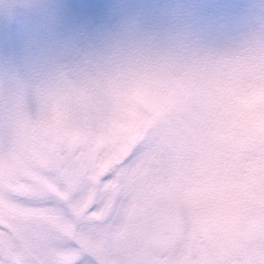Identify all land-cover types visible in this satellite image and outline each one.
I'll return each mask as SVG.
<instances>
[{"label":"snow or ice","instance_id":"1","mask_svg":"<svg viewBox=\"0 0 264 264\" xmlns=\"http://www.w3.org/2000/svg\"><path fill=\"white\" fill-rule=\"evenodd\" d=\"M42 110L89 141L118 120L102 91L65 85L17 116L0 153L26 114L34 120ZM117 147L119 163L102 176L85 168L74 191L52 173L67 199L38 189V203L76 216L71 229L9 215L16 198L0 179V264H264V139L230 135L189 101L144 115Z\"/></svg>","mask_w":264,"mask_h":264},{"label":"rangeland","instance_id":"2","mask_svg":"<svg viewBox=\"0 0 264 264\" xmlns=\"http://www.w3.org/2000/svg\"><path fill=\"white\" fill-rule=\"evenodd\" d=\"M264 33V0H0V140L20 113L35 112L46 96L131 59L189 60L238 46ZM135 124L114 121L93 141L69 128L55 111L24 119L17 140L0 153V179L16 198L9 215L26 225L71 229L38 203V189L57 192L92 169L98 176L119 163V137ZM74 208V205H73Z\"/></svg>","mask_w":264,"mask_h":264},{"label":"clouds","instance_id":"3","mask_svg":"<svg viewBox=\"0 0 264 264\" xmlns=\"http://www.w3.org/2000/svg\"><path fill=\"white\" fill-rule=\"evenodd\" d=\"M77 86L102 91L112 115L128 124L194 101L230 135L264 139V33L189 60L131 59Z\"/></svg>","mask_w":264,"mask_h":264}]
</instances>
